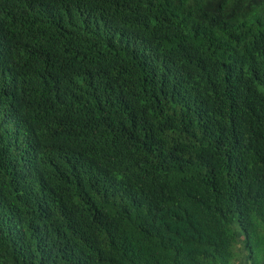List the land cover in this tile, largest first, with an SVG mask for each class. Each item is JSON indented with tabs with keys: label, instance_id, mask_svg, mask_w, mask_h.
I'll list each match as a JSON object with an SVG mask.
<instances>
[{
	"label": "trees",
	"instance_id": "16d2710c",
	"mask_svg": "<svg viewBox=\"0 0 264 264\" xmlns=\"http://www.w3.org/2000/svg\"><path fill=\"white\" fill-rule=\"evenodd\" d=\"M242 258L264 264V0H0V264Z\"/></svg>",
	"mask_w": 264,
	"mask_h": 264
},
{
	"label": "rangeland",
	"instance_id": "374dc122",
	"mask_svg": "<svg viewBox=\"0 0 264 264\" xmlns=\"http://www.w3.org/2000/svg\"><path fill=\"white\" fill-rule=\"evenodd\" d=\"M237 249H239V246L237 247ZM242 263H243V258H242V261L239 264H242Z\"/></svg>",
	"mask_w": 264,
	"mask_h": 264
}]
</instances>
